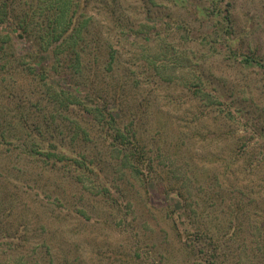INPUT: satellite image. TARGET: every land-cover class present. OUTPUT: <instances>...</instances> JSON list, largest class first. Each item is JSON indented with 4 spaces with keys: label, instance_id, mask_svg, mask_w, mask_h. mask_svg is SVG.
I'll use <instances>...</instances> for the list:
<instances>
[{
    "label": "rangeland",
    "instance_id": "374dc122",
    "mask_svg": "<svg viewBox=\"0 0 264 264\" xmlns=\"http://www.w3.org/2000/svg\"><path fill=\"white\" fill-rule=\"evenodd\" d=\"M28 1L13 0L12 9L20 14ZM155 1L158 4L153 0H82L91 20L81 41L85 47L93 39L116 46L118 63L108 73L106 64L97 67L91 72V81L110 93L112 84L121 82L124 69L130 66L125 73L126 84L125 80L121 84L123 99L131 104L139 97L137 100L142 98L145 105L150 103L140 113L144 143H161V160L172 165L178 179L186 178L191 199L200 204L183 206L184 199L176 191L166 190L159 180L145 185L124 174L117 164L119 152L103 128L78 110L70 117L86 131L81 133L85 139L81 145L87 149V158L102 170V177L83 176L77 183L61 165L47 164L40 150L50 147L33 135L37 127H42L43 139L63 138L68 142L67 135L74 129L71 132L69 122L68 127L57 130L46 126L50 123L46 111L54 105L50 100L46 105L45 98L49 97L43 94V78L30 64L44 63L50 68V54L43 51L33 57L39 46L34 37L39 32L26 37H15L13 32V38L8 36L9 40L0 44V264H11L20 257L24 264H191L190 247L177 231H192L187 224L190 218L196 224L210 226L215 236L222 234L227 264H236L241 239L251 243L264 233V150L253 151V145L260 147L257 140L247 144L256 154L251 161L255 168L247 176L239 172L249 165V156L235 155L247 136L259 134L257 124L264 131V67L242 61L254 55L264 62V0H188L184 6L172 8L175 18L201 43L192 63L196 60V68L204 70L214 85L217 82L224 95L221 100L230 104L235 116L228 121L216 109H206L181 86L150 79L141 63L132 61L136 46L129 44L128 34L117 32L118 22L152 25L160 21H155L158 9L164 15L162 19L169 21L171 1ZM215 6L229 10L232 33L226 32L211 12ZM201 8L210 9L211 15H199ZM94 33H100V37ZM231 40L233 47L225 46ZM54 61L65 66L63 59ZM77 79L84 81V73L68 70L53 78L71 86ZM231 93L234 99L229 98ZM125 108L127 112L133 109L128 105ZM77 146V140L71 143V151L77 152ZM103 178L113 185L108 197L100 192L105 185ZM248 181L251 192L243 199L239 194L245 212L241 215L232 210L233 215L230 211L238 199L237 192L246 188ZM205 203L212 206L206 209ZM186 209L190 218L184 213ZM230 221L238 224L237 236L232 237V229L229 232L226 228ZM253 258L257 264L261 254L256 252ZM240 259L244 262L246 256Z\"/></svg>",
    "mask_w": 264,
    "mask_h": 264
},
{
    "label": "trees",
    "instance_id": "16d2710c",
    "mask_svg": "<svg viewBox=\"0 0 264 264\" xmlns=\"http://www.w3.org/2000/svg\"><path fill=\"white\" fill-rule=\"evenodd\" d=\"M12 1H0V44L7 42L9 40L8 36L13 38V32H16L15 37H26L31 33L36 35L35 33L39 32L34 37L36 45L39 46L32 55L37 58L43 51L48 52L50 54L49 62L52 63L53 67L46 68L43 65L44 63L39 65L31 63L30 68L39 73L43 78L45 86L43 94L49 97L48 99L43 95V98L48 102L46 105L49 104V100L54 105L53 109L46 111L48 121H50V123H46V126L57 130L61 126L68 127L70 123L73 127L71 132L74 129L71 135L65 134L70 137V142H68L63 138L62 141L43 139L44 131L42 127H37V131L33 135L42 142L47 141L50 147L49 149L43 147L40 150V154H42L40 156L44 157L41 158L46 160L45 162L47 164L51 162L52 166L61 165L71 177L73 176L77 183L83 180V176L90 179L93 178V174L96 177H102L100 175V171L102 170L94 164V160L87 158V149L81 145V141H85L81 133L84 132L87 134L86 131L82 129L77 120H73L70 117L72 112L78 110L82 114H87L103 128L106 136L112 142V145H114V150L119 152L118 157L120 156V158L117 164L124 174L132 176L136 182L143 183L144 181L145 185L152 181L156 183L159 180L160 183H163V187L166 190L176 191L180 199H184L183 206L186 203L200 204V202L191 199L186 187L188 184L186 178L178 179L175 173H173L172 165L169 163L165 164L161 160V143L156 145L155 142H152L151 146L144 143L142 132L139 129V124L143 118L140 113L146 110L150 103L145 105L142 103V98L137 100L139 97H135L131 104L127 102L128 99L126 101L123 99L122 82L125 80L126 84L127 75L125 76V73H128L127 70H130V66L124 69V75L120 78L121 82L112 84L110 93H108L107 89L104 90L103 86L100 87L94 84V80L93 82L91 81V78H93L91 72L102 64H106L108 68L107 73L113 70L115 63L119 60V55L116 46L113 43H105L104 39L98 43L95 39L92 41L88 40L89 43L86 42V44L89 45L86 47L84 43L82 44L81 36L89 28L88 26L91 20V17L87 16V13L84 11L83 5L85 4H83L82 0H30L28 1L29 4L26 9H21L22 13L20 11V14L12 9ZM169 1H171L172 5V12H170V15H167L169 21H164L162 19V16L164 17L162 11L155 9L157 10L155 13V21L159 19L160 21L152 25L140 23L138 26H134L130 23L124 24L123 22H118L117 32L125 35L128 34L129 44L136 46L132 61L136 64L139 61L143 70L148 71V77L150 79L153 78L155 81L157 80L162 84L168 83L171 86L179 85L182 90L187 91L194 98L200 100L206 109H216L218 114L222 118L227 119V121L228 119L234 118L235 116H232L234 114H232L230 104L221 100L224 95L217 87V82L214 85L213 80L207 76L204 70L196 68V60L192 63L194 53L198 52V45L201 43L196 41L198 39L194 37L193 31L188 26L186 27L185 24L180 23L175 18V11L172 9L173 7L178 8L184 6V3L188 0ZM153 2L158 4L155 0ZM217 8L215 6L214 9H211V12H215V17H218V21L223 23L222 28L229 34L232 33L234 29L231 25L229 10ZM209 11L210 9L205 8L198 9V13L202 17L210 16ZM9 26H11L10 29L12 32L6 31L7 33H3L4 29H7ZM93 36H98L99 38L100 33L98 35L94 33ZM183 38L185 39L184 44L182 42ZM227 43L229 44L225 46L233 47L232 40L227 41ZM232 51L235 52L234 50ZM137 57L138 60H136ZM58 59H63L65 66L59 63L55 64L56 61L54 60ZM242 61L247 62L248 65L254 63L257 66L259 65V67H264V62L254 58V55H247ZM68 70L72 74L78 72L84 73V81L81 82L77 79L73 81L71 86L70 84H60L58 81L53 80L55 75L63 71L66 73ZM67 76L71 77L69 74ZM116 87L118 88L117 91L115 90ZM214 90L215 92H212ZM229 98L234 99V93H231ZM113 104L114 106H112ZM125 105L133 109L127 112L128 110L125 108ZM67 122L69 123L67 124ZM34 130L32 129L30 132ZM256 131H259V134L249 131L253 136H247L245 142L238 145L235 153L236 156H249V165H247L245 170L239 172L245 176L253 172L255 166L251 161L256 157V154L254 152L251 153V150L248 149L249 146L247 144L251 143L252 140H257L260 142V147L253 145V151L257 149L264 150V131L258 124ZM1 136L5 138L4 134H1ZM76 140L79 150L77 152L71 151V143ZM4 143H6L5 140L3 141ZM51 148L55 150L52 151ZM31 153L33 152L31 151ZM174 178L176 179V183ZM115 181H117V178ZM102 182L105 185L101 187L100 192L105 195L104 197H108L113 191V185L109 184L105 178H103ZM178 182L184 187V190H182V187L179 188L180 185H178ZM248 183L249 181L245 183V186ZM218 184H220V187H224L220 182ZM250 188L251 186L249 184L246 188L239 189L237 192L238 199L236 200V204L231 206L232 209L229 207L233 215L238 212H241L242 215L245 212L240 195L243 199L248 192H251L249 191ZM201 202L205 201L203 200ZM211 206L212 203L209 206L205 203L206 209ZM187 209L184 213L187 218H190ZM177 219L179 220V217ZM233 219L232 217L231 220ZM187 224L193 227L192 231L186 228L177 231L181 238H185L186 246L190 247V256H193L191 264H227L228 253L225 251L227 248L224 244L226 240L222 239V234L217 233V236H215L211 232L210 226L196 224L191 218ZM226 228H228L227 230L229 232L232 229V232H230L232 237L237 236L239 233L238 224H232L231 221L226 225ZM239 247L241 248V252L238 253L239 257L236 260V264H255L253 262V255L256 252L261 254L260 261L258 260L257 264H264V233H261L258 239L256 238L251 243H248L245 238H242L239 242ZM241 255L246 256L244 262L240 259ZM11 264L24 263L21 262L20 257L12 261ZM35 264H39V262H35Z\"/></svg>",
    "mask_w": 264,
    "mask_h": 264
}]
</instances>
